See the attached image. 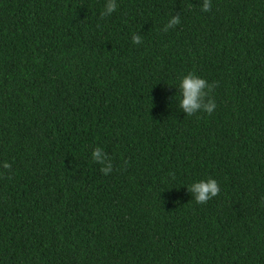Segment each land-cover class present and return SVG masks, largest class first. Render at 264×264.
Segmentation results:
<instances>
[{
  "label": "trees",
  "instance_id": "trees-1",
  "mask_svg": "<svg viewBox=\"0 0 264 264\" xmlns=\"http://www.w3.org/2000/svg\"><path fill=\"white\" fill-rule=\"evenodd\" d=\"M202 2L0 0V264H264V0Z\"/></svg>",
  "mask_w": 264,
  "mask_h": 264
},
{
  "label": "clouds",
  "instance_id": "clouds-1",
  "mask_svg": "<svg viewBox=\"0 0 264 264\" xmlns=\"http://www.w3.org/2000/svg\"><path fill=\"white\" fill-rule=\"evenodd\" d=\"M117 10V0H105L104 8L100 13V17L101 19L107 18ZM201 11L205 13L211 12L212 0H203ZM180 22L181 17L176 14L169 19L168 23L162 28V31L167 32L179 25ZM131 40L136 45L143 43V37L139 33L133 34ZM218 86V82L216 81L209 83L206 79L201 78L195 72H188L180 78L179 82L180 109L187 114V117L194 116L197 113L212 115L217 108L212 93ZM92 160L94 163L101 165L100 172L103 175L107 176L113 172V163L103 148L96 147L93 149ZM0 167L9 173L12 171V164L9 162H3ZM186 188L192 195L195 203L198 205L207 204L220 193V186L213 178L194 182Z\"/></svg>",
  "mask_w": 264,
  "mask_h": 264
}]
</instances>
